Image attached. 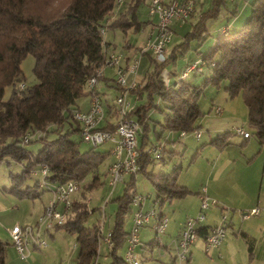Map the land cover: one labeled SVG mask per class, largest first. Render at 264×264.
Returning a JSON list of instances; mask_svg holds the SVG:
<instances>
[{"label":"trees","instance_id":"1","mask_svg":"<svg viewBox=\"0 0 264 264\" xmlns=\"http://www.w3.org/2000/svg\"><path fill=\"white\" fill-rule=\"evenodd\" d=\"M145 1L0 0V163H8L6 160L11 159L23 165L20 175L10 174L9 193L27 199L38 196L34 194L40 188L38 180L33 186H22L32 176L31 172L41 165L48 168L45 179L50 184L75 180L80 185L91 176L84 189L89 191L100 185L96 172L107 154L91 146L80 151V124L73 119L72 111L80 98L92 93L98 95L94 89L88 90L87 81L104 60V34L110 31L124 35L138 32L143 25L138 18V9ZM225 2L212 0V8L200 14L181 43L171 47L163 63L150 61L151 69L143 87L130 90L143 101L128 113L141 126L139 133H144L147 116L152 110L162 116V122L158 123L162 132H193L202 115L199 99L204 88L219 89L226 83L224 88L229 98L241 95L247 110L248 127L260 144L264 142V0H253L249 4L250 16L240 29H226L214 37L208 54L198 59L200 69L203 64L212 68L211 75L200 85L184 79H178L176 84H165L160 75L168 65H175L178 59L186 56L192 42L201 46L210 37L206 22L217 17ZM28 55L34 60L33 73L37 82L28 88L22 84L20 88L23 77L20 66ZM6 87H11L12 93L4 101L2 94ZM38 132L41 136L26 143H40L38 151L33 153L24 148V137L27 133ZM73 134L79 135V142L70 139ZM234 135L232 131L224 132L211 144L220 149ZM137 151L140 164L137 173L145 174L146 166L152 161L144 158L140 148L137 147ZM179 169L174 167L170 173L155 176L147 174L160 212L165 201L189 194L177 184ZM131 178L124 193L114 200L116 210L109 231V264H126L117 250L123 247L126 239L124 223L135 194L132 190L134 176ZM90 213L86 203L73 200L71 214L61 226H57L75 235L78 247L76 264H97L101 234L98 224L84 225ZM197 233L204 236L207 228L197 229ZM4 253L5 244L0 241V264H5Z\"/></svg>","mask_w":264,"mask_h":264},{"label":"crops","instance_id":"2","mask_svg":"<svg viewBox=\"0 0 264 264\" xmlns=\"http://www.w3.org/2000/svg\"><path fill=\"white\" fill-rule=\"evenodd\" d=\"M252 1L253 0L226 1L225 5H222L220 8L217 17L206 22L207 33L211 36V33L218 35L226 29L229 31L240 29L247 20L246 18L250 16L249 4H251ZM148 4L149 0H146L143 4L144 8L142 14H140V12L138 13V18L140 22L143 23L138 33L140 36H143L145 42L150 37V35H154V25L156 23L155 21H157L156 16L150 17L148 15ZM211 6L212 0H196L190 18L196 16V22L200 14L210 10L212 8ZM175 25H178V23L175 22L171 24L173 33ZM105 42L106 44L102 51L105 53V55L111 51L122 54L123 61L121 62V65L124 68H127L135 59L137 56L136 51L138 48H140L133 47V45H131L128 41H124L122 46L123 51L121 52L116 50L117 48L112 42L106 39ZM176 44L178 43H175V37H173V43L167 48V53H169L172 49L171 47ZM134 48L135 50L133 51ZM145 55L148 57V64L145 74L142 75V70H144L145 67L144 64L142 65L141 59H139L137 62L138 65L135 69V72H130L127 74V84L129 86H133V89L136 87H143L146 82V74L151 69L150 61H152V58L147 51L145 52ZM191 62H196V60H189V62L184 67H182V71H176V69H174L176 66L175 64L171 65L174 67L173 71L168 72L167 68L170 66L168 65L165 68V71H167L166 75H169L168 83L176 84L180 74H182L183 70ZM201 70L198 72L196 71V73L203 74L202 72H204V68L202 67ZM211 72L212 68L209 67L208 74L203 76V80L205 77H208V75L210 76ZM115 76L116 74L114 67H103L102 76L99 78V80H97V83L94 87V91L97 92L101 98L103 110V119L99 122L98 128L109 129L114 127L116 123L117 112L115 103L109 104L108 100L106 99V92H110V88L115 89V94L116 91L118 92L119 87L115 82ZM196 79V84L200 85L202 83V79L195 78V80ZM224 87L226 86L223 85L221 89L216 88L215 91L209 90L207 92L208 94H204V96L209 98V103L207 102V104H204L203 108H201L199 105L202 115L198 120V128L196 129V131L198 130L200 134L198 139L193 133L192 137L188 138L187 133L181 134L179 132L169 131L162 132L158 125V123L162 122V116L157 110H152L149 112L145 122L146 128L144 133H139L137 135L140 137V139H137V147L143 152L144 158L147 157L149 162L152 161V163L150 162L146 166L144 174L145 177L148 179L147 174L155 176L159 174L170 173L172 168L180 167L177 176V184L189 191V194L185 197L164 202L163 207L167 204L170 207L169 210H171V214L164 212L163 208L161 207L162 214L168 218V223L162 234L156 235L154 233L151 228V221L140 230L138 234L139 245L136 247L140 264H143V259H154L152 257L154 249L153 246H156L155 248H157V255L155 257L156 260L154 261L160 264H176L178 262L175 258V241L180 234L186 218H194L198 214L201 194L200 192H202L203 188L205 189L204 193H206L208 197L216 200L217 203L214 206H210L206 210L205 218H203L204 220L196 223L195 226L197 229L213 226L215 227V225L220 223L221 216L225 215V238L218 247L215 246V248L211 249L208 253H205L204 251V242L202 238L197 239L192 245H190L191 247L189 249L188 260L185 264H264V142L260 144L258 140L251 141V137L244 139L242 136L236 135L240 138V140H234V138H232L233 136H231L228 138V144L220 149L211 144L212 140H214L218 135L224 132L232 131V128L235 125H242L244 127V124L246 123V121L242 119L243 117L241 113L238 114L235 112L233 106H231V101L228 99V95ZM90 97L91 95H86L77 100L76 109L80 111H87L90 105ZM127 99L130 101L132 108L143 103L141 99H138L132 95L130 91L127 93ZM154 111L158 113L157 116L156 114L152 113ZM250 130L252 131V129ZM251 131L250 134L254 137L255 135L253 131ZM192 138L194 140H192ZM195 140L198 142L197 144L201 145L200 149H198L196 146L197 144ZM187 143L191 145L190 149L196 146V152L194 153L191 162L201 155L206 156L207 159L206 163L202 164V166H200L201 164L199 162V166L197 168L192 165L195 168L190 166V168L184 172L182 164L179 162V158L187 150ZM105 144L108 146L107 149L99 150V146L97 150L101 153H104L105 155L107 154V156L111 155V157H113L110 152L111 144ZM150 146H159L161 148V157L158 159L159 164H156L151 155L147 153V149ZM239 150L241 152H238ZM113 160L114 159H112L110 164L113 162ZM182 172L184 173L182 174ZM128 176L130 181L132 178L130 175ZM135 180L136 175L134 176V181ZM123 181L124 178L122 182ZM204 183H206V185H204ZM3 190H5V193H9L7 188H4ZM45 191L47 190L40 187L38 188V191L34 193L38 194V196L28 198L32 200L33 210L29 212L26 210L23 211V213H25L27 216V223L21 227L31 226L33 228L37 226V229L40 231L41 238L46 242V246L35 247L31 243L28 246V256L25 259L20 258L15 247L10 241L8 231L9 228L14 225V223L4 221L3 218V226L0 227V241L5 244L4 254L6 255L7 264L14 262L15 256L13 253H17L19 259L22 262L36 264L38 258L35 257L36 254L34 251L41 248L48 250L47 248L50 247V251L48 250V252H52L53 248L55 247L53 243L48 246L46 237L48 236L49 239H52L51 241H53L56 239V237L63 236L61 233L64 230L59 229L56 225L46 229L44 226H39L38 224V218L42 215L45 205L52 198V193L47 191L48 196L42 199V194ZM9 194L13 195L11 193ZM155 194L151 203V210L153 209L152 207L156 206ZM73 195L70 197L72 201L76 200ZM36 198L40 200V204L38 206H35V202L33 200ZM150 198L151 195L147 194L145 200L141 203L140 209L142 212H148L146 211V200ZM14 204H16V209L20 210L21 202H18L17 200V202ZM254 208L258 209L257 214H252L247 218H241V214L249 213V211ZM5 210L6 208H4L3 205V213ZM131 224L132 214L129 221L126 224L124 223V229L127 233L131 228ZM112 225L107 229L105 234H102L101 231L100 236V240H102L104 243V250L107 252V254L109 252V247L107 246L103 237L109 233ZM33 231L35 230L33 229ZM63 233H65V231ZM157 241H159V243ZM74 247H77V245L74 244ZM124 248L125 241L123 243V247H121L123 254L125 250ZM123 254H120L119 256L123 257ZM144 254H146V256ZM148 254L149 257L147 256Z\"/></svg>","mask_w":264,"mask_h":264},{"label":"built area","instance_id":"3","mask_svg":"<svg viewBox=\"0 0 264 264\" xmlns=\"http://www.w3.org/2000/svg\"><path fill=\"white\" fill-rule=\"evenodd\" d=\"M196 0H149L148 15L150 17L156 16L157 21L154 25V35H150L147 39L144 48H141L140 54H145L146 51L152 52V62L156 64L163 63L167 58V48L173 43V31L171 29L172 23H183L190 18L193 12ZM101 33H104L101 30ZM123 56L120 53L111 51L107 53L104 60L95 69L92 76L87 81L88 90H93L97 80L102 76L103 67L115 68V82L119 87L118 95L114 99L116 106L117 119L112 130L99 129L98 124L103 119V110L101 98L96 93H92L90 97V105L87 111L73 110L72 117L80 124V138L83 142L88 143L91 147H99L102 144H111V154L114 158L113 162L108 166V186L111 188L110 192L117 183L122 182L124 176H135L139 171L140 164L138 163L139 153L137 151V135L141 131V126L132 117L128 115L132 106L127 99V93L133 89L126 81V76L130 72H135L138 65V59H134L131 64L124 68L121 64ZM198 61L189 64L179 76V80L184 79L188 73L192 71H200L197 66ZM163 70L160 74L165 84L168 83L169 75ZM22 88V84L20 85ZM232 132L243 138H249L250 134L242 125H235ZM198 139L199 132L194 130L192 132ZM41 133H27L24 137L26 144L29 139L39 137ZM147 153L152 155L155 160L161 157V148L159 146H150ZM48 173V168L41 165L34 169L31 174L38 177L39 186L52 193V198L44 207L42 215L38 218L39 226H44L46 229L52 226H61L72 211V195L80 189V185L75 180H70L59 185H53L45 179ZM205 189L200 192V203L198 214L194 218H186L183 227L176 239V260L185 264L188 260L190 245L197 239L202 238L204 242V251L208 253L211 249L218 247L225 238L224 221L225 215L221 216V221L215 227H208L207 233L201 236L197 233L196 223L203 221L205 212L210 206L216 205L217 201L206 195ZM145 197L139 194H134L131 198V205L137 206V210L132 214V224L125 239V250L123 254V262L126 264H140L136 247L139 245V232L150 222L153 216L152 230L156 235L162 234L168 223V218L165 217L160 210L156 212L153 208L150 212H142L139 209ZM105 203L107 201H104ZM156 205V203H155ZM157 207V205H156ZM258 209L254 208L249 213L241 214V218H247L252 214H257ZM103 224V222H102ZM102 224L99 223L98 231L101 234ZM9 236L16 252L20 258L25 259L28 256V246L32 243L35 247H45L46 242L41 238L40 231L37 229L33 231L31 226L21 227L20 225H13L9 228ZM110 232L107 233L103 239L107 246L111 245ZM159 243V241H157Z\"/></svg>","mask_w":264,"mask_h":264},{"label":"rangeland","instance_id":"4","mask_svg":"<svg viewBox=\"0 0 264 264\" xmlns=\"http://www.w3.org/2000/svg\"><path fill=\"white\" fill-rule=\"evenodd\" d=\"M227 2L229 0H226ZM144 5H142L139 8V12L140 14H142ZM142 18V15H141ZM196 16H194L193 18H189L187 20H185L183 23H178V25L174 26V33L172 34L175 37V43H181L183 36L185 35V33H187L188 31H190L192 24L195 22ZM211 33V32H210ZM216 36V34L211 33V36L204 41L201 46H198L197 43L192 42L191 43V49L189 50V52L186 54V56L184 58H180L177 60L176 66L175 68L173 66H168V72L169 71H173V68L176 69V71L181 70L182 71V67H184L189 60H196L198 61L197 66H200V60H198L200 58V56H204L206 54H208L210 48L212 47L211 45H213V40L214 37ZM103 38H105L106 40L112 42L115 46H116V50L118 51H123V43L124 41H128L131 45H133V47H140L137 49V56L135 57V59H141V63L142 65L144 64V70H142V75L145 74V71L147 69V64H148V57L145 54H140L141 52V48H144L145 45V40L143 39V36H140V34L138 32L134 33V32H128V34L125 36L123 33L119 32V31H115V32H107ZM196 46H198V49L196 51ZM135 50V48L133 49V51ZM149 53V55L151 56V58H153L152 56V52L151 51H147ZM217 59V57H216ZM33 66H34V60L31 56H27L22 62H21V70H22V81L21 84L24 85L25 88L31 87L33 85L36 84L37 80H35V76L33 73ZM202 67L204 68V72H202L203 74H197L196 71L195 72H191L188 73L187 76L184 78L185 82H190L193 84L197 83V79L195 80V78L198 79H202L203 81V76L208 74V66L203 64ZM166 70V69H165ZM202 71V70H201ZM167 72V71H166ZM127 78V76H126ZM99 80V79H98ZM195 80V81H194ZM224 85H226V83H224ZM20 86V85H19ZM223 87V86H222ZM220 87V89L222 88ZM209 90L215 91L216 88L212 87V86H206L204 88L203 91V95H201L200 99H199V105L201 108H203L204 104H207V102L209 103V98L204 96V94H208L207 92ZM10 93H12V88L11 87H6L4 90V94L3 95V100L7 101L10 98ZM119 91H116L115 94V89L114 88H110V92H106V99L108 100L109 104H113L114 103V99L116 97V95H118ZM130 99V98H129ZM231 101V106H233V109L235 110V112H237L238 114L241 113L242 115V119L246 121V123L244 124V128L246 130H250V128L248 127V116H247V110L246 107L243 103L242 97L241 95H237L236 97L233 98H229ZM161 106V105H160ZM154 114H156L157 116V112H152ZM252 132V131H251ZM187 137L191 138L192 137V132L187 133ZM232 138H234V140H240V138L238 136H233ZM70 139L72 141H77L79 142L80 138L78 134H73L70 136ZM137 139H140L139 136H137ZM192 140H194L192 138ZM257 140V138L251 135V141ZM196 144L198 143L195 140ZM195 144V145H196ZM40 143L39 142H32L29 144H26V146L24 145V148L27 150H31L33 153H36L39 149ZM193 146V145H192ZM198 147V149L201 148V145L197 144L196 145ZM196 146H194V148L190 149L191 145L189 143H187V150L184 152V154L182 156H180L179 158V162L182 164L183 167V171L185 172V170L189 169L190 166L194 165L196 168L199 166V162H200V166H202V164L206 163V156L201 155L200 157L198 156L194 161L191 162V159L194 155V153L196 152ZM90 147V145L86 142L81 141L79 143V149L80 151H86L88 150ZM108 146L105 144L101 145L99 147V150H105L107 149ZM182 152V150H181ZM180 152V153H181ZM238 152H241L240 150ZM182 154V153H181ZM152 159L154 160V162L156 164H159L158 160H155L153 158V156L151 155ZM112 159H114L113 157H111V155L106 156L105 160H103V162L101 163V165L98 167V170L96 172V175L99 176V181H100V185L97 188H94L92 190H85L84 189V185L88 183V181H90L91 176H88L87 179L80 183L81 187L80 189L74 193V198L77 201L80 202H84L86 203L88 210L92 211L88 218L87 221L84 223L85 226H92L96 223V225L99 223L102 224V234H105L107 229L113 224L112 222L114 221V215H115V210H116V202L114 201L115 198H117L118 196L122 195L124 193V189L129 181V176L126 175L124 176V181L118 183L114 189H112V191L110 192L111 188L108 186V176H107V167L110 164V162L112 161ZM200 160V161H199ZM6 161H8V163L6 162H1L0 163V227L3 226V218L4 221H8L10 223H14V225H20L23 226L25 225L27 222V216L25 213H23L24 210L26 211H32L33 210V206H32V200L31 199H27V198H18L14 195H10L9 193H5L3 190L4 188H7V190L11 187L12 182H11V178H10V174L13 175H20L22 173V169H23V165L20 163H16L11 159H7ZM189 166V167H187ZM194 166H192V168H195ZM196 171V170H195ZM182 172V174L184 173ZM189 173V172H188ZM136 175V180L135 182V193L142 195L144 197L148 195H151V198L146 200L147 203V210L148 212L151 211L150 207L152 206V200L154 198V187L151 183L150 180H148L144 174L142 173H137ZM39 177V176H38ZM38 177L35 176H31L28 179H26L25 181V186H33L34 182L36 180H38ZM204 185H206V183H204ZM134 188H132V190H135ZM48 191V190H47ZM45 191L42 195V199L46 198L48 196V192L50 191ZM5 198V199H4ZM5 200V201H4ZM21 202L20 204V210L16 209V204H14L15 202ZM35 202V206H38L40 204V200L38 198L33 199ZM104 201H107L106 203ZM5 204H4V203ZM176 202V201H174ZM3 205L4 208H6V210L3 213ZM137 206H132L130 212L126 215V222L125 224L129 221L131 214H133L134 210H137ZM155 208L156 212L158 211V208L156 206L152 207ZM163 208V211L171 214V210L170 207L166 204ZM140 209V207H139ZM146 213V212H145ZM165 216V215H164ZM166 217V216H165ZM29 219V218H28ZM151 220V225L153 224V216H151L150 218ZM34 230L37 229V226L33 227ZM2 230V229H1ZM64 232V231H63ZM61 233L63 236L62 237H56L55 240L51 241L52 239H49V237L47 236L46 239L48 241V246H50L52 243L55 246L53 248L52 252H48V250L50 251V247H48L46 249H39L34 251V253L36 254L35 257L38 258L37 263L36 264H76V258L78 255V249L77 247H74V244H76L75 242V235H71L68 233ZM3 233V232H2ZM66 238V239H65ZM101 239V238H100ZM99 239V248L98 250V256L96 259V263L97 264H109L110 263V257L108 256L107 252H105V247L103 246V242L102 240ZM11 241V240H10ZM12 243V242H11ZM156 246H153V255L152 257L154 259H148V260H142L143 264H160L154 260L156 255H157V248H155ZM15 252V251H14ZM137 253V251H136ZM117 254H123V251L121 248H119L117 250ZM13 255L15 256V260L14 262H12L11 264H29V262H22L17 253H13ZM146 256V254H144ZM149 257V254L147 255ZM6 264H7V260L5 259ZM31 264V263H30ZM176 264H179V262H177Z\"/></svg>","mask_w":264,"mask_h":264}]
</instances>
